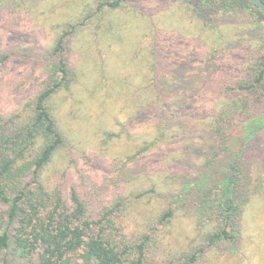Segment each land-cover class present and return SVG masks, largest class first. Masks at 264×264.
<instances>
[{
	"label": "rangeland",
	"instance_id": "rangeland-1",
	"mask_svg": "<svg viewBox=\"0 0 264 264\" xmlns=\"http://www.w3.org/2000/svg\"><path fill=\"white\" fill-rule=\"evenodd\" d=\"M78 2L0 0V53L13 50L21 55L0 62V112L15 110L41 89L46 74L41 58L75 18ZM184 3L125 0L67 41L66 55L78 76L71 89L54 96L53 103L71 146L55 156L48 169L51 175L58 178L68 171L83 186L118 190L119 183H125L132 190L148 191L153 184L165 188L163 181L173 172L178 156L186 159L184 170L198 173L217 143L210 133L216 105L228 97L231 83L253 72L257 57L264 54V18L248 7L219 21L214 18L220 30V44L215 47L213 28L195 18ZM108 22L115 28L109 29ZM163 79L176 90L168 103L159 106L154 86ZM165 122L174 151L170 163L150 157L145 164L129 162L121 170L126 156L156 139ZM247 154L252 157V172L264 173L263 132L251 140ZM165 165L169 168L162 171ZM162 172L166 174L161 178ZM262 191L259 203L243 218L239 249H207L196 264H264ZM190 216L179 213L174 239L184 241L196 234Z\"/></svg>",
	"mask_w": 264,
	"mask_h": 264
},
{
	"label": "trees",
	"instance_id": "trees-1",
	"mask_svg": "<svg viewBox=\"0 0 264 264\" xmlns=\"http://www.w3.org/2000/svg\"><path fill=\"white\" fill-rule=\"evenodd\" d=\"M123 1L79 0L75 18L41 58L46 69L41 89L15 110L0 112V264H196L207 249H239L243 218L264 189V173L252 172L247 154L251 140L264 133V54L257 57L253 72L231 83L228 97L216 105L210 133L217 143L197 174L184 170L186 159L179 156L164 189L161 184L148 191L132 190L125 183L118 190L83 186L68 171L58 178L49 173L55 156L71 146L53 103L78 76L66 55L67 41ZM184 2L195 18L213 28L215 47L220 30L214 18L231 16L239 7L264 18L260 7L247 0ZM107 26L115 28L113 22ZM19 56L6 50L0 62ZM174 90L169 79L157 81L155 103L164 106ZM164 124L156 139L126 156L121 170L129 162L145 164L150 157L170 163L174 151L167 137L169 123ZM180 212L190 213L196 233L184 241L172 237Z\"/></svg>",
	"mask_w": 264,
	"mask_h": 264
},
{
	"label": "water",
	"instance_id": "water-1",
	"mask_svg": "<svg viewBox=\"0 0 264 264\" xmlns=\"http://www.w3.org/2000/svg\"><path fill=\"white\" fill-rule=\"evenodd\" d=\"M247 1L255 3L264 12V2L262 0H247Z\"/></svg>",
	"mask_w": 264,
	"mask_h": 264
}]
</instances>
